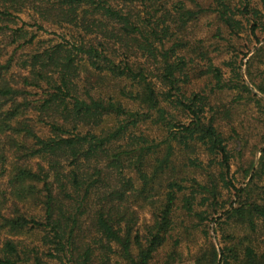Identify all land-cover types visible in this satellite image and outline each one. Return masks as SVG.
Wrapping results in <instances>:
<instances>
[{
  "label": "trees",
  "instance_id": "16d2710c",
  "mask_svg": "<svg viewBox=\"0 0 264 264\" xmlns=\"http://www.w3.org/2000/svg\"><path fill=\"white\" fill-rule=\"evenodd\" d=\"M263 27L264 0H0V264H264V133L232 171L264 44L245 63L231 39Z\"/></svg>",
  "mask_w": 264,
  "mask_h": 264
},
{
  "label": "rangeland",
  "instance_id": "374dc122",
  "mask_svg": "<svg viewBox=\"0 0 264 264\" xmlns=\"http://www.w3.org/2000/svg\"><path fill=\"white\" fill-rule=\"evenodd\" d=\"M208 0H200V2H204L206 3ZM22 17L24 20L29 21L30 20V16L29 13H24L22 14ZM218 26H221V23H219L216 19H215V15H211L208 12L203 13L200 17V20L193 25L192 30H194L196 32V34L198 35V37H201L202 39H206V43L207 45H209L211 47V49H214L217 46V41L216 39L213 37L214 33L216 32V29ZM48 28H50L51 30L55 29L54 27H50L48 26ZM264 28V27H263ZM40 38L47 40V39H51L54 38L56 39L57 36L55 34L52 33H45V32H40ZM262 37V41L261 42H256L254 36H249V35H243L240 39H237L235 37H231V39L236 42L237 46L241 45V51L242 53L240 54V57H243V53L248 52V56L245 57L244 62L246 63V61L252 57L256 55V49L261 46L262 44H264V33L261 34ZM213 45V46H212ZM219 45V44H218ZM250 47V48H248ZM33 49V47H28L26 48V50H31ZM216 53L218 51L214 50ZM232 55V53H231ZM226 57V55L222 56V57H218L216 58L217 63H221V61ZM230 56H228L227 58H229ZM225 58V59H227ZM238 59V58H237ZM254 65H252L251 67V71L255 72L259 69H264V50H262L260 52V54L258 55V57H256V59L254 60ZM262 62V63H261ZM87 67L88 66H83V79L84 81L86 79H89V73L87 72ZM245 68L246 66H243L242 69V73L244 75V78L246 79L247 83L249 85L252 86L247 74H245ZM100 86L98 87V89L102 88V90L104 92L107 93H113L116 94L118 87L120 86V81L107 76L105 79H103V81H100ZM82 83V81H81ZM254 91H257L256 89H254ZM235 93V91H231V92H223L221 95L218 96V100L225 102L226 104H230V101L233 99V94ZM259 96L261 98L264 99V95L261 93H258ZM237 109H234V122L236 123V125L238 126V129L244 133H248L249 138H247L248 143L244 148V155L242 158H234L233 160V166H232V171L234 173V175L237 178V183H241L242 181H244L246 178L244 176V171L242 170L241 166L243 165V163H246L247 161H250L252 159L255 160V166L258 165L259 162V158H260V151L259 148L261 145H263L261 142H259L261 136L264 133V114H259L257 113L258 110H256L257 107H254V105L249 104L248 106H246L245 104H241L238 106H235ZM239 145H242V140H238L233 142V146L236 156L238 154V150L240 148ZM249 181V179H246V183ZM258 182L262 185H264V176L262 177V180L258 179ZM245 184V183H244ZM148 207L144 208L143 211V221H145L146 219H148L149 215L147 213ZM232 225H234V227H236V229L240 232V233H246V225L245 224H235L232 223ZM262 232V230H260ZM261 232L258 233V236L260 238H264V234H262ZM215 237L216 241H219L220 236H217L216 233H212ZM262 239H260L259 241H262ZM221 241V239H220ZM256 244L258 242H255ZM184 250L186 251V253H189L190 249L188 248V244L183 246ZM194 249L195 246L193 247L191 244V249ZM117 264H125L123 262L117 263ZM182 264H191L190 262L187 263H182Z\"/></svg>",
  "mask_w": 264,
  "mask_h": 264
}]
</instances>
